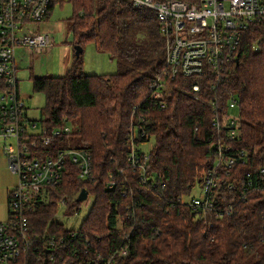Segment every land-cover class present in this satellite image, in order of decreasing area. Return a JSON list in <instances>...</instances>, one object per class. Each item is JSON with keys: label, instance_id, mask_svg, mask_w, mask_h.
<instances>
[{"label": "trees", "instance_id": "16d2710c", "mask_svg": "<svg viewBox=\"0 0 264 264\" xmlns=\"http://www.w3.org/2000/svg\"><path fill=\"white\" fill-rule=\"evenodd\" d=\"M63 2L52 0L49 15ZM69 4L74 46L92 43L124 64L116 74L88 75L80 54L64 76L32 77L33 91L45 95L44 124L70 122L76 127L74 135L49 148L86 150L92 159V174L85 180L67 159L62 181L50 190L48 203L36 205L29 214L30 231L37 236L33 251L39 250L33 262L244 264L251 260L264 249V189L256 190L264 168V47L253 51L256 37L249 35L239 63L218 85L207 75H177L171 80L165 77L166 43L153 12L123 0H69ZM159 79L166 88L159 89ZM195 84L200 85L199 92L193 90ZM232 93L239 98L241 134L235 141L225 139V131L218 133L212 125L214 105L218 114H226ZM152 138L151 152L143 153L140 147ZM133 145L136 165L130 161ZM221 147L229 148L228 156L243 152L245 157L222 169L218 204L222 208L231 204L234 210L216 218L179 201L192 193ZM247 175L253 187L248 186ZM84 188L94 204L80 230H67L56 219L58 200L67 201L72 214L78 212L76 198ZM120 250L127 257L116 255ZM253 264H264V253Z\"/></svg>", "mask_w": 264, "mask_h": 264}, {"label": "built area", "instance_id": "2783aa9c", "mask_svg": "<svg viewBox=\"0 0 264 264\" xmlns=\"http://www.w3.org/2000/svg\"><path fill=\"white\" fill-rule=\"evenodd\" d=\"M123 1L157 15L166 43L165 77L171 80L177 75L186 78L207 75L218 85L229 74L225 72L237 65L249 35L256 37L253 51L258 52L264 47V0ZM51 2L0 0V148L9 170L18 177L8 194V220L0 221V264H35L33 258L39 250L33 251L32 243L37 236L30 231L29 214L36 205L48 203L50 190L62 181L67 159L78 166L81 180L92 174V159L86 150L49 148L53 142L74 135L76 127L70 122L64 126H47L43 122L38 126L37 122L30 121L19 89L16 63L19 48L22 47L27 55H43L49 53L54 43L50 31L39 27L31 29L33 23L46 21ZM158 85L161 90L167 86L161 79ZM193 90L199 92L200 85L195 84ZM230 96L226 114H218L214 105L216 114L212 125L218 133L225 131V139L235 141L241 134L237 110L239 98L233 93ZM142 147L145 146L140 147L143 151ZM136 150L133 145L130 155L133 165L139 160ZM228 151L225 147L217 150L215 161L199 180L200 194L195 197L185 195L180 203L204 215L213 213L216 218L233 214V205L222 208L218 204V192L224 184L222 169L234 167L239 159H244L245 153L228 156ZM259 173L256 190L264 189V168ZM247 177L248 186L253 187L251 175ZM228 187L232 188L229 184ZM58 202L59 206L67 203L65 200ZM50 244L55 246L53 239ZM116 255L125 258L127 252L120 250ZM50 258L54 259L53 255ZM106 264H112V259Z\"/></svg>", "mask_w": 264, "mask_h": 264}, {"label": "rangeland", "instance_id": "374dc122", "mask_svg": "<svg viewBox=\"0 0 264 264\" xmlns=\"http://www.w3.org/2000/svg\"><path fill=\"white\" fill-rule=\"evenodd\" d=\"M53 12L48 15L46 21L42 23H33L31 29L36 27L50 31L54 36V43L47 54L39 55L37 53L27 56L25 50L21 47L17 53V66L19 77V89L22 98L27 106L28 119L37 122L38 126L46 118L43 114L45 108V95L33 91L32 77H61L70 70L74 64L76 47L74 46V34L70 32L69 18L72 16V6L69 0H64L61 5L56 4ZM82 61H84V71L86 74H116L123 62L119 59H110L109 55L100 54L94 44L83 46ZM151 142L142 147L143 153L149 154ZM18 180L17 175L11 172L0 148V221L8 220L7 203L8 194L12 191ZM200 194L199 183L195 186L190 196L195 197ZM94 198L88 197L80 203L78 212L71 213L67 206L60 205L56 214L58 222L62 223L67 230H80L84 220L89 215V211L94 204ZM264 253L261 249L251 260L244 264H253Z\"/></svg>", "mask_w": 264, "mask_h": 264}, {"label": "water", "instance_id": "95a60500", "mask_svg": "<svg viewBox=\"0 0 264 264\" xmlns=\"http://www.w3.org/2000/svg\"><path fill=\"white\" fill-rule=\"evenodd\" d=\"M76 47V54H75V58L77 59L79 56H80V54H82L83 53V47H81L80 45H76L75 46ZM239 63V59H237V64ZM88 198V191H87V189H83L81 192H80V194L77 196V198H76V201L78 202V203H82L83 201H85L86 199ZM45 264H47V260L45 261Z\"/></svg>", "mask_w": 264, "mask_h": 264}, {"label": "crops", "instance_id": "0c3cea01", "mask_svg": "<svg viewBox=\"0 0 264 264\" xmlns=\"http://www.w3.org/2000/svg\"><path fill=\"white\" fill-rule=\"evenodd\" d=\"M46 31V30H45ZM96 49H97V47H96ZM97 51L100 53V54H102V52H100L98 49H97ZM27 55V54H26ZM27 56H29V55H27ZM85 72V71H84ZM85 74H86V72H85ZM92 74H96V73H92ZM107 74V73H106ZM106 74H101V75H106ZM90 75V74H89ZM97 75H100V74H97Z\"/></svg>", "mask_w": 264, "mask_h": 264}]
</instances>
